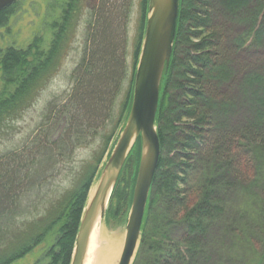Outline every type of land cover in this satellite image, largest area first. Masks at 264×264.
Wrapping results in <instances>:
<instances>
[{"label":"trees","instance_id":"1","mask_svg":"<svg viewBox=\"0 0 264 264\" xmlns=\"http://www.w3.org/2000/svg\"><path fill=\"white\" fill-rule=\"evenodd\" d=\"M257 1L258 7L252 11L247 9L251 0H222L229 13L249 11L247 29L228 45L222 27L213 25L210 0H181L173 57L164 74L156 118L162 151L142 228L138 256L151 253L144 264H202L203 236L225 212L222 189L232 187L235 180L248 179L251 163L259 155L264 159V64L255 70L249 64L244 66L241 109L245 121L241 127L229 129L223 120L241 100L222 95L219 88L232 75V52L249 55L264 41V0ZM84 2L67 1L61 21L52 26L55 34L48 49L36 37L26 49L11 46L0 51V139L10 124L23 118L56 73ZM98 2L88 21L87 40L72 74L70 94L48 104L27 143L0 154V264L17 263L52 234L56 238L46 253L47 264H71L90 189L116 129L127 118L129 92L117 118L115 110L127 71L124 40L129 11L121 4L124 0ZM147 3L142 0L140 35L147 20ZM18 4L0 12V28L8 26ZM109 125L114 129L105 134ZM99 136L103 147L94 154V162L81 170L77 184L63 193L56 190L54 180L60 167ZM201 149L209 160H215V167L206 175L196 203L189 207L185 190L189 162ZM132 157L131 152L112 193L104 218L107 222L123 215L131 201L130 181L124 183ZM250 195L243 212H249L264 230V199ZM178 220L181 238L165 227L175 226ZM237 253L246 264H264V249L258 251L247 242H239Z\"/></svg>","mask_w":264,"mask_h":264},{"label":"rangeland","instance_id":"2","mask_svg":"<svg viewBox=\"0 0 264 264\" xmlns=\"http://www.w3.org/2000/svg\"><path fill=\"white\" fill-rule=\"evenodd\" d=\"M67 1L68 0H21L14 15L9 20L8 26L0 28V51L11 46L19 49H26L36 37L42 38L43 48L48 49L55 34V30L52 26L55 22L61 21ZM210 2L213 6V25L222 27L226 43L231 45L232 40L240 36L247 29L246 24L248 23H246V16L249 13L247 9L253 11L258 7V2L260 1L251 0L247 5V9H239L234 14L225 10L222 5V0H210ZM122 3L125 9L128 8L129 11L124 40L126 42V57L124 62L127 71L125 77H123L121 94L116 102V118L121 114V109L127 99L128 92L131 95L132 105L135 74L139 63L146 26L145 21L143 31L140 35V27L143 22L142 0H124L121 4ZM118 4L120 5V3ZM98 5V0H85L84 10L73 22L67 45L68 49L64 55H62L56 73L50 77L47 85L35 96L32 106L25 112L23 118L10 124L9 128L5 130L0 139V154L19 149L27 143L38 129L48 104L56 97L64 98L70 94L74 84L72 74L81 60L87 40L88 21L93 15L92 12L97 11ZM147 17L148 6L146 19ZM229 59V67L232 75L229 81L222 83L219 88L222 95L226 94L227 96L231 94L230 97H232V99L241 100L239 107H235L231 115H227L224 117L225 119L223 118L229 129H232L233 127H241L245 121L244 110L241 109L243 108V90L241 85L242 77L245 74L244 69H246L244 66L249 64L251 70H255L264 64V41L261 46L252 48L249 55H245L242 51L232 52ZM2 91L3 84L0 83V93ZM239 96L241 98H239ZM129 112L123 125L116 129L114 139L109 145V152H112L120 138L126 125ZM205 119L206 121L210 120L208 117ZM108 124H110V122ZM206 124L209 125L207 122ZM112 129H114L113 126L109 125L105 134L111 133ZM102 136H99L87 146L78 149L74 154L73 160L60 167L59 175L54 180V188L56 190L63 193L77 184L81 170L93 163L95 158L94 154L99 153L102 149ZM133 148L134 149L131 151L133 157L130 161V172L126 176L127 182L124 183L127 184L130 181V187H132L130 190L131 201L129 206L118 219H111L110 222L104 219L97 225V230L99 232L97 241H99V243H103L109 239H119L121 241V250L117 264L124 247L133 190L139 162L143 153L140 143L136 144ZM109 152L105 155L102 165H100L97 176L90 189L88 201L96 191L100 176L109 159ZM214 161V159L209 160L201 149L193 160L189 162L190 171L187 175L188 181L185 188L187 191L186 195L190 201L188 204L189 207L196 203L199 192L205 185L206 175L214 170ZM243 161H245V159H243ZM263 165L264 159H261L259 155L255 161L251 163L249 170L250 176L248 179L235 180L232 187L222 189L220 196L224 201L225 212L220 215L218 220L210 224L206 234L203 236L205 256L201 260L202 264H246L243 259L238 258L237 245L239 242H247L258 251L264 249V230L257 225L249 212H243L244 201L248 195L251 194L250 196H256L257 194L264 199ZM262 166V172L259 173ZM179 226V220L175 222V226L171 228L165 224L167 231L181 238L183 237V230L182 227ZM55 238L56 236L52 234L45 242L33 250L31 254L15 264H47L49 259L46 257V253L53 245ZM139 251L140 245L132 264H141V262L144 264V261L151 257V253L144 255L143 252L142 257L139 258Z\"/></svg>","mask_w":264,"mask_h":264},{"label":"water","instance_id":"3","mask_svg":"<svg viewBox=\"0 0 264 264\" xmlns=\"http://www.w3.org/2000/svg\"><path fill=\"white\" fill-rule=\"evenodd\" d=\"M21 0H0V12ZM181 0H148L144 40L137 66L132 105L126 125L88 201L75 241L71 264H84L96 224L104 220L114 188L139 140V162L126 237L118 264H132L139 248L144 217L160 159L156 118L164 74L171 64L180 18Z\"/></svg>","mask_w":264,"mask_h":264},{"label":"bare ground","instance_id":"4","mask_svg":"<svg viewBox=\"0 0 264 264\" xmlns=\"http://www.w3.org/2000/svg\"><path fill=\"white\" fill-rule=\"evenodd\" d=\"M98 234L96 224L84 264H117L121 250V241L119 239H109L103 243H99L97 241Z\"/></svg>","mask_w":264,"mask_h":264}]
</instances>
